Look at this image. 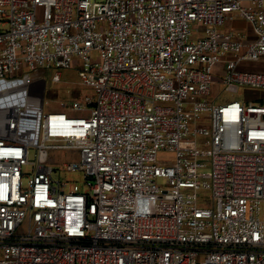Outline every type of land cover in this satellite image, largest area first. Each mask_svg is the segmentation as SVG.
<instances>
[{
  "label": "built area",
  "instance_id": "obj_1",
  "mask_svg": "<svg viewBox=\"0 0 264 264\" xmlns=\"http://www.w3.org/2000/svg\"><path fill=\"white\" fill-rule=\"evenodd\" d=\"M263 60L264 0H0V264H264Z\"/></svg>",
  "mask_w": 264,
  "mask_h": 264
},
{
  "label": "rangeland",
  "instance_id": "obj_2",
  "mask_svg": "<svg viewBox=\"0 0 264 264\" xmlns=\"http://www.w3.org/2000/svg\"><path fill=\"white\" fill-rule=\"evenodd\" d=\"M220 31L226 32L228 30H244L250 31V26L243 22H237L233 25L224 26L219 28ZM222 65H218L214 69V74L216 79L220 78ZM242 71L255 72L261 71L264 72V60L260 63H246L240 68ZM78 75L74 71H62V83L54 84L47 87L45 94V112H55L59 110L62 104L69 105L70 99L78 97L81 94L83 96H92L93 91L89 88L78 87L76 84L78 82ZM67 90L72 91V97L68 95ZM79 91V92H78ZM214 91L217 94L222 96L223 101H229L232 99L230 94L221 92L222 88L217 89L214 87ZM79 93V94H78ZM244 95V92L241 90L235 97H240ZM255 96V93L251 94ZM80 98V99H82ZM50 165L53 168L52 178L54 182L60 184H66L65 191L70 192L74 191L79 194H83L89 190V182H87L85 174L83 171H71L65 165L78 163L79 155L77 152L68 151V150H50ZM172 154L160 153L159 154V163L165 165V162L172 160ZM25 184L27 183V178L24 180ZM157 185L160 188H167L166 181L164 179H157Z\"/></svg>",
  "mask_w": 264,
  "mask_h": 264
}]
</instances>
